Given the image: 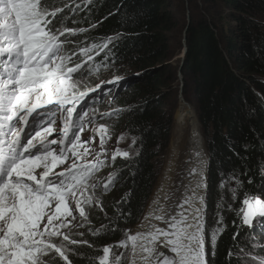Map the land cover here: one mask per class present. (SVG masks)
Returning <instances> with one entry per match:
<instances>
[{
  "label": "snow or ice",
  "instance_id": "snow-or-ice-1",
  "mask_svg": "<svg viewBox=\"0 0 264 264\" xmlns=\"http://www.w3.org/2000/svg\"><path fill=\"white\" fill-rule=\"evenodd\" d=\"M93 2L0 0V264H56L57 259L71 264L69 255L76 254L72 246L92 247L87 240L74 238L84 236L77 230L91 224L88 210L104 212L101 196L120 179L116 172L103 180L97 177L108 165L106 145L111 139L110 126L97 121L118 119L132 108L101 112L97 105L108 96L110 103L115 102L118 92L113 89L124 78L114 75L94 86L88 83L91 77L115 68L117 58L109 45L119 37L87 44L73 37L89 28L67 26L76 24L75 15ZM101 52L104 58L97 62ZM90 127L93 134L82 138ZM97 137L100 151L91 147ZM124 138L121 134L117 144ZM132 144H136L135 137ZM195 155L196 164L188 172L189 183L180 201L167 208L157 197L140 225L143 230L132 234L124 229L123 240L102 247L97 264H124L125 259L128 264H213L219 238L226 230L220 215L225 201L221 196L217 226L207 230L202 191L207 185L201 153ZM117 157L129 159L130 150L115 148L110 156L113 164ZM232 179L236 187L228 191L236 200L243 182L235 176ZM225 187L222 181L220 188ZM239 203L236 214L241 226L253 228L255 220L264 229V198L245 194ZM228 208L232 210V205ZM116 211L118 220L131 215L119 208ZM117 230L109 225L95 230L88 227L93 237ZM113 248L127 250V256L123 251L114 253ZM239 251L249 257L246 264H264V257ZM233 255L230 250L229 260Z\"/></svg>",
  "mask_w": 264,
  "mask_h": 264
},
{
  "label": "trees",
  "instance_id": "trees-1",
  "mask_svg": "<svg viewBox=\"0 0 264 264\" xmlns=\"http://www.w3.org/2000/svg\"><path fill=\"white\" fill-rule=\"evenodd\" d=\"M171 2L94 0L88 9L75 15L76 24H67L72 28H89L88 32L73 37L78 42L101 43L105 38L119 37L109 45L117 59L115 68L108 72L124 78L113 89L118 92L113 108L130 106L132 111L104 124L110 126L114 136L136 138L135 151L129 159L109 162L112 172L118 173L120 179L108 194L101 196L104 212L98 208L88 210L91 221L88 227L95 230L109 225L118 230L93 237L88 227L78 229L84 236L74 238L87 240L92 247L72 246L76 254L69 255L71 264H97L102 247L123 240V230H131L142 219L159 178L156 160L168 151L181 91L199 120L207 145L204 217L207 230L217 226V204L221 196L225 201L220 215L224 217L226 230L219 238L213 264H243L247 256L240 249L249 255L264 256V246L260 244L264 241V229L256 226L255 220L253 228L242 227L236 214L245 194L264 198L261 190L264 185V0H205L208 5L216 6L219 13L210 12L205 18L193 16L187 22L174 17ZM92 24L96 27L91 28ZM182 38L186 39V49L181 51L183 82L179 83L171 61L181 47L178 41ZM104 55L101 52L96 61ZM104 72L100 77H105ZM88 83L95 85L91 79ZM233 176L243 182L236 200L228 191L229 187H236ZM249 180L253 183L249 184ZM222 181L226 184L224 189L220 188ZM117 208L126 216L131 215L118 220ZM236 233L239 235L233 240ZM230 250L236 254L231 260ZM112 251L116 254L123 251L127 256L125 249ZM56 264L64 262L57 259Z\"/></svg>",
  "mask_w": 264,
  "mask_h": 264
},
{
  "label": "rangeland",
  "instance_id": "rangeland-1",
  "mask_svg": "<svg viewBox=\"0 0 264 264\" xmlns=\"http://www.w3.org/2000/svg\"><path fill=\"white\" fill-rule=\"evenodd\" d=\"M170 10L173 13L174 17L177 18L179 21H182V22L189 21L193 16H199V17L202 16V18H205V17H208L210 15V12H218L219 13V10H218V8L216 6L208 5L205 2V0H172ZM184 38H185V33H184ZM185 40L186 39L178 41V42H180L181 47L177 49V51L175 53V56H174V58L171 61L173 67L177 70L179 83L183 82L182 81L183 78H182V74H181V65H182V61H183V56L182 55L183 54H181V51L186 49V46H185L186 41ZM104 73H105V77H100V75H99V77H96V76L91 77L90 78L91 82H95V84H97L101 80H109V79H111L114 76V74H115V72H108V71H105ZM182 86L183 85L181 84V88H182ZM181 94H182V91L180 92L179 95H181ZM110 101L111 100L109 99V96L108 97H104L98 103V106H100V107H98L99 110L101 112L104 111L103 108H101L102 107L101 105H104L103 107H104L105 110H109V109L115 107V104L113 102L110 103ZM179 101L181 102V98H179ZM88 103H91V101L89 100ZM181 105L182 104H179L178 108L174 112V121H173V126H172L171 139H173V137L175 136V132L174 131H175L176 112L178 111V109L180 108ZM191 111L195 114V112L193 111L192 107H191ZM195 116H196V114H195ZM106 121H108V119H98L97 123L98 124H104V122H106ZM57 124L58 125L60 124L59 120L57 121ZM96 126L97 125H92L91 127H96ZM91 127L85 130V132L82 134V138L89 137V136H91L93 134L92 131H91ZM182 132L185 133L187 137H190V129H189V127L183 128ZM110 134H111V139L108 141V143L106 145V147L109 150V162H111V159H110L111 151H113L117 147H119L122 150H130V156L134 153L135 148L133 147L131 138H129V137L124 135V137H125L124 140L120 141L117 144V139H118L119 136H114L112 133H110ZM171 142L172 141L170 140V144H169V147H168L167 154L162 159H160V158L157 159L156 160V164L154 162V164L158 168L159 178H158V181H157L156 186L154 188L152 197H151V199H150V201H149V203L147 205V208H146V210H145V212L143 214L142 219L140 220V222L134 228L131 229V233L132 234L136 233V229H138L140 227V225H141V223H142V221L144 219V216L149 212L150 207L153 204V201L157 198L155 196H157V194H158L160 185L162 184V181L164 179V175L166 176L165 168H166V163H167V156L170 153ZM204 144H205V147H206L207 145H206V141L205 140H204ZM91 147L95 148L96 151H100V148H99V137L96 138V142L94 144H92ZM206 153H207V148H206ZM117 158H121V157H117ZM88 159H92V157H88ZM109 162H108L107 167H105L103 169L104 172L100 171L97 174V177L99 179L103 180L104 176L106 178L110 173H112V169L109 168V165L111 166V164ZM207 166H208V158H207ZM184 167H183L182 172L184 171ZM59 170L60 169H57V171H59ZM170 175H171L170 180H169L170 185H168V186H170L169 190L172 191V192L175 191L176 192L175 195H177L180 192V189L184 187V181H185L184 175H183V173L182 174H180V173L178 174L177 172H173ZM206 175H207V178H208V171H207ZM206 185H208V180H207ZM177 190H178V192H177ZM206 191H207V188L204 189L205 198H206ZM175 195L173 193H171L170 196H169V200L173 199ZM229 197H230V195L227 196V198H229ZM260 244H263V246H264V241L261 242ZM253 255L257 256V257H264V256H259L258 253H254V254H251L249 256H253ZM248 260H249V257L247 256L245 259H243L242 263L246 264V262H248ZM126 264H128V260L126 261Z\"/></svg>",
  "mask_w": 264,
  "mask_h": 264
},
{
  "label": "bare ground",
  "instance_id": "bare-ground-1",
  "mask_svg": "<svg viewBox=\"0 0 264 264\" xmlns=\"http://www.w3.org/2000/svg\"><path fill=\"white\" fill-rule=\"evenodd\" d=\"M184 56V53L183 55ZM182 104L178 111L176 112L175 118V136L171 139V148L170 153L167 156V163L165 168L164 179L162 184L160 185L157 196L160 198V202L165 204L167 208H172L175 203H178L183 196L184 187L189 183L188 172L189 170L195 166L196 164V152H200V159L203 161L201 164V168L204 173V177L207 174V153L206 147L204 144V139L201 133L200 123L195 114L191 111L190 108L186 106V104L182 101ZM189 127L190 129V137H187L185 133L182 132L183 128ZM112 164V163H111ZM185 166V167H184ZM184 167V171L182 172ZM173 172H177L178 174L184 175V187L180 189V192L176 194V192L170 191V177ZM182 176V175H181ZM175 181V180H174ZM161 182V181H160ZM206 183V178H205ZM176 184V183H175ZM182 187V186H181ZM172 188V187H171ZM203 194H204V190ZM178 192V190H177ZM173 193L175 196L171 200H164L165 196H170ZM150 211V210H149ZM144 222V219L142 221ZM141 223V224H142ZM140 227L136 229V232L141 231Z\"/></svg>",
  "mask_w": 264,
  "mask_h": 264
},
{
  "label": "water",
  "instance_id": "water-1",
  "mask_svg": "<svg viewBox=\"0 0 264 264\" xmlns=\"http://www.w3.org/2000/svg\"><path fill=\"white\" fill-rule=\"evenodd\" d=\"M180 98H181V101L182 102H184L185 104H186V106L188 107V108H190L191 109V105L190 104H188L185 100H184V97H183V95L181 94L180 95Z\"/></svg>",
  "mask_w": 264,
  "mask_h": 264
}]
</instances>
